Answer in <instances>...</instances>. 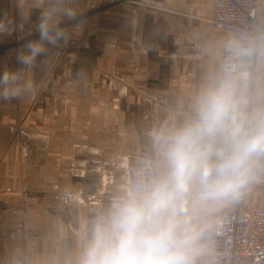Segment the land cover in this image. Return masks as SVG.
<instances>
[{
    "label": "crops",
    "instance_id": "1",
    "mask_svg": "<svg viewBox=\"0 0 264 264\" xmlns=\"http://www.w3.org/2000/svg\"><path fill=\"white\" fill-rule=\"evenodd\" d=\"M73 31L27 71L15 99H0V264H78L93 223L118 198L131 196L130 164L165 171L153 133L182 126L193 102L236 39L212 24L214 0H79ZM0 72L18 69L17 54L37 40L39 10L23 18L16 0H0ZM261 31L251 37L254 66L240 80L249 115L264 109V0ZM80 26L75 28L76 25ZM262 175L264 177V159ZM252 181L237 201L193 222L209 228L216 211L264 193ZM263 203V202H262Z\"/></svg>",
    "mask_w": 264,
    "mask_h": 264
},
{
    "label": "clouds",
    "instance_id": "2",
    "mask_svg": "<svg viewBox=\"0 0 264 264\" xmlns=\"http://www.w3.org/2000/svg\"><path fill=\"white\" fill-rule=\"evenodd\" d=\"M16 6L25 19L39 10V38L18 52L20 68L0 72L3 100L23 94L30 86L27 71L72 38L62 24L83 11L79 0H16ZM11 23L7 15L0 19V33H9ZM228 48L247 54L232 43ZM235 69L231 60L223 66L195 98L193 115L182 126L153 133L165 171L97 217L78 264H197L203 232L194 225V213L239 200L264 159V109L248 114Z\"/></svg>",
    "mask_w": 264,
    "mask_h": 264
},
{
    "label": "built area",
    "instance_id": "3",
    "mask_svg": "<svg viewBox=\"0 0 264 264\" xmlns=\"http://www.w3.org/2000/svg\"><path fill=\"white\" fill-rule=\"evenodd\" d=\"M260 5L261 0H214L213 26L228 31L236 39L234 48L247 53L237 56L227 47L220 71L231 60L239 77L250 78L256 51L251 37L261 31L257 20ZM262 169L261 163L254 181H261ZM125 178L132 195L138 185L157 178L153 160L128 165ZM202 232L197 264H264V203L247 199L239 201L234 210L216 211L209 228Z\"/></svg>",
    "mask_w": 264,
    "mask_h": 264
},
{
    "label": "rangeland",
    "instance_id": "4",
    "mask_svg": "<svg viewBox=\"0 0 264 264\" xmlns=\"http://www.w3.org/2000/svg\"><path fill=\"white\" fill-rule=\"evenodd\" d=\"M263 178H264V177H262V178L259 177V179H262V180H263ZM258 198H259V199H258ZM255 199H258V200H260V201H262V202L264 203V193H262V192H261V193H256V194H255Z\"/></svg>",
    "mask_w": 264,
    "mask_h": 264
},
{
    "label": "bare ground",
    "instance_id": "5",
    "mask_svg": "<svg viewBox=\"0 0 264 264\" xmlns=\"http://www.w3.org/2000/svg\"><path fill=\"white\" fill-rule=\"evenodd\" d=\"M126 179V178H125ZM128 188V187H127ZM130 193V192H129Z\"/></svg>",
    "mask_w": 264,
    "mask_h": 264
}]
</instances>
